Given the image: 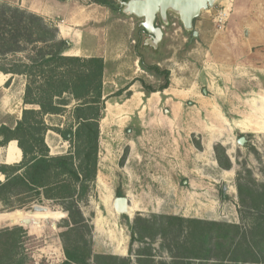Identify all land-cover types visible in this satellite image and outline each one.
<instances>
[{
    "label": "rangeland",
    "instance_id": "1",
    "mask_svg": "<svg viewBox=\"0 0 264 264\" xmlns=\"http://www.w3.org/2000/svg\"><path fill=\"white\" fill-rule=\"evenodd\" d=\"M225 1L219 0L213 8L202 13V17L194 21V30L198 31L196 25L203 17L209 23L206 29L209 35L225 27L227 21L223 26L214 22ZM0 2L41 16L30 10L38 7L37 2ZM118 13L121 14H115ZM44 19L53 26L58 21ZM132 19L136 23L132 45L135 54L122 72L129 74L130 79H122L114 85L112 70L107 74L104 89L107 109L101 123L98 176L89 200L81 204L91 226V234L85 230V239L90 241L92 250L91 264H97V255L130 259L131 264H138L139 251L155 263L170 262L172 234L165 240L162 225L167 221L162 216L241 224L237 173L250 170L257 183H264V71L261 74L253 68L221 70L211 66L206 56V41L199 37L193 39L192 33L184 30L175 15L170 16L159 49L155 51L145 46L147 36L139 28L140 21ZM157 24L161 26L160 20ZM137 48L148 64H158L162 70L170 72V82L176 90L173 92L185 103L183 112L163 105L158 113L144 114L145 109L141 108L140 115L133 112V104L126 103L132 90L144 92L142 82L156 90L164 84L163 78L141 68ZM26 56L27 53H23L0 58V66ZM262 58L264 60V56ZM8 78L9 81L11 76ZM13 79L10 93L3 87L0 90V126L11 128L18 120H11L8 114L17 117L24 109L18 100L26 83L24 77L14 76ZM129 83L134 86L131 88ZM129 86L128 91L116 95ZM138 98L139 95L132 100ZM110 106L116 111L112 116H109ZM216 112L223 120L217 118ZM70 118L68 113L46 120L52 127L64 128ZM155 127L160 128V134L152 131ZM241 137L247 140L244 146L238 143ZM46 142L52 156L65 155L70 150V144L54 131L47 133ZM217 147L220 156H217ZM16 150L19 151L17 147ZM4 154L5 149H0V160ZM225 156L231 162V170L221 168L217 161L221 157L226 163ZM9 158L8 149V160L16 156ZM0 181H4L2 176ZM120 197L129 199L130 216L115 211L114 202ZM35 207L47 208V211L36 212ZM16 212L28 217L23 220L8 218ZM67 217L55 201L44 200L15 210H6L0 205V231L16 227L25 230L23 242L17 245L15 255L11 254L13 258H26L28 264H62L66 257L61 234L66 231ZM137 218L152 222L150 229H146L144 222L138 224V231L145 239L131 244L130 226H135ZM135 236L137 240L140 238L139 233ZM75 240L76 236L67 239L70 245ZM11 242L0 239V264L10 260L7 251L11 249Z\"/></svg>",
    "mask_w": 264,
    "mask_h": 264
},
{
    "label": "trees",
    "instance_id": "2",
    "mask_svg": "<svg viewBox=\"0 0 264 264\" xmlns=\"http://www.w3.org/2000/svg\"><path fill=\"white\" fill-rule=\"evenodd\" d=\"M91 2L114 13L121 12L117 0ZM69 47L70 43L59 37L58 28L43 17L0 2V58L27 53L25 59L0 66V72L12 76L6 87L11 85L14 76L26 79L21 119L14 128L0 126V147L16 141L22 152L21 162L0 164V175L5 178L0 181V205L6 210H15L44 200L58 202L68 216L66 231L61 234L66 257L62 264H91L90 241L85 239V230L91 234V226L81 204L89 200L98 176L101 123L107 109L105 62L97 57L67 56ZM136 53L143 70L164 79L158 90L142 82L144 92L163 94L171 84L170 72L162 70L158 64H148L139 48ZM129 89L130 86L116 95ZM128 95L127 99L131 92ZM68 113L71 118L64 128L47 123L48 117ZM49 131L70 144L67 154L51 155L46 142ZM216 153L220 156L218 147ZM225 159L226 163L221 157L217 161L221 168L231 170V162L227 156ZM236 187L241 224L162 216L167 221L162 225L165 240L172 234L171 261L155 263L139 251L137 263L264 264V183H257L252 172L246 170L237 173ZM27 217L20 212L8 216L14 220ZM140 222L150 229L152 220H135V226H130L131 244L145 239L138 231ZM24 232L20 227L0 231V239L12 241L7 251L11 258L2 264H28L26 258L11 256L23 242ZM71 236H76L73 245L67 241ZM95 261L97 264H131L130 259L104 255H97Z\"/></svg>",
    "mask_w": 264,
    "mask_h": 264
},
{
    "label": "crops",
    "instance_id": "3",
    "mask_svg": "<svg viewBox=\"0 0 264 264\" xmlns=\"http://www.w3.org/2000/svg\"><path fill=\"white\" fill-rule=\"evenodd\" d=\"M30 1L31 3L37 2L38 5L36 9L31 8V11L40 14L49 21L58 20H56V27L59 30V37L70 43V47L66 51L67 56L102 58L105 62V84L107 74L111 70L114 85H117V82L122 79H130L129 74L125 75L122 72L125 71L126 65L135 54L132 45L134 44L133 36L136 23L132 18L120 13L117 15L106 7L92 3L91 0ZM222 7L227 9L228 16L225 27L223 26L220 31L212 32V35H209L206 31L209 23L204 17L196 25L199 39L206 41V56L209 57L207 60L211 66L221 70H235L237 67L238 69L244 67V69L253 68L262 74L264 71L262 58L264 56V0H226ZM135 63L136 61L134 66ZM9 76L11 75L0 72V90L3 87L2 89L7 93L11 92L14 82L12 79L11 85L4 88ZM133 86L134 84L131 85V88ZM173 88L170 84L163 95L161 93L145 95V92L141 90H132L131 98L127 99L126 103L133 104V112L140 113V115L142 114L139 112L141 108L145 109L144 114L158 113L163 105L171 109H181L183 112L185 103L179 99V94L173 92L176 91ZM23 95L24 92L21 91L18 104L24 107ZM138 95V99L132 100L134 96L137 98ZM22 109L17 117L14 114H8L11 120H20ZM113 112L116 113L115 107L110 106L109 116H112ZM216 113L217 118L223 120L220 114ZM152 131L160 134L159 127L153 128ZM13 144L15 146H12ZM11 147L15 149L17 147L20 154L11 152ZM0 149H5L0 164L13 165L21 162L22 152L16 141H12ZM8 149L11 159L16 156L12 161L8 160ZM2 177L4 178V176Z\"/></svg>",
    "mask_w": 264,
    "mask_h": 264
},
{
    "label": "water",
    "instance_id": "4",
    "mask_svg": "<svg viewBox=\"0 0 264 264\" xmlns=\"http://www.w3.org/2000/svg\"><path fill=\"white\" fill-rule=\"evenodd\" d=\"M219 0H117L121 14L132 17L140 21L139 28L145 31L147 39L145 46H151L158 51L159 44L164 37L163 29L169 25L170 16L175 15L179 18L186 32L192 33L193 39H197L199 34L195 31L194 21L202 13L213 8ZM160 20L161 26L157 24ZM247 142L245 137L238 140L240 145ZM127 197L116 198L115 208L119 214H127L129 207ZM36 212L47 211V208L35 207Z\"/></svg>",
    "mask_w": 264,
    "mask_h": 264
},
{
    "label": "built area",
    "instance_id": "5",
    "mask_svg": "<svg viewBox=\"0 0 264 264\" xmlns=\"http://www.w3.org/2000/svg\"><path fill=\"white\" fill-rule=\"evenodd\" d=\"M228 12L227 9L224 7L222 10L218 12L216 15L214 22L219 23L221 26L227 21Z\"/></svg>",
    "mask_w": 264,
    "mask_h": 264
},
{
    "label": "bare ground",
    "instance_id": "6",
    "mask_svg": "<svg viewBox=\"0 0 264 264\" xmlns=\"http://www.w3.org/2000/svg\"><path fill=\"white\" fill-rule=\"evenodd\" d=\"M10 151H11V152H14L15 154H16V153H17V154H20V152L17 151V150H16L15 148H13V147L10 148ZM114 209H115V211H116L117 213H119V212L116 210V208H115V202H114ZM127 214H128L129 216L131 215V205H130V203H129V207H128Z\"/></svg>",
    "mask_w": 264,
    "mask_h": 264
}]
</instances>
